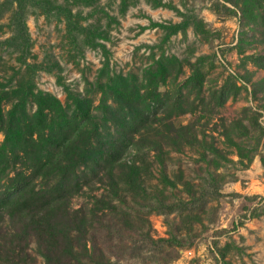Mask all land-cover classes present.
<instances>
[{"label": "rangeland", "instance_id": "1", "mask_svg": "<svg viewBox=\"0 0 264 264\" xmlns=\"http://www.w3.org/2000/svg\"><path fill=\"white\" fill-rule=\"evenodd\" d=\"M246 1L0 0L5 119L32 91L57 97L69 115L80 97L102 138L108 129L101 100L112 102L103 93L107 83H133L142 93L152 65L168 66L159 87L170 105L136 135V165L118 164L110 173L86 156L74 167L82 188L70 196L69 209L86 210L87 224L82 236L71 233L77 239L66 258L75 264H264V68L255 59L264 53V27L254 8L245 10ZM220 4L237 12L224 15ZM182 22L185 30L168 34ZM193 73L198 85L190 84ZM36 108L29 95L18 115L30 119ZM4 140L1 129L0 151L14 157L18 149ZM83 145L80 137L77 146ZM10 161L14 168L0 174V189L27 167ZM182 201L187 208L163 209ZM18 227L8 215L0 222V264H10L14 245L7 239ZM58 227L63 235L69 224ZM26 242L30 264H55L37 237L28 234Z\"/></svg>", "mask_w": 264, "mask_h": 264}, {"label": "trees", "instance_id": "2", "mask_svg": "<svg viewBox=\"0 0 264 264\" xmlns=\"http://www.w3.org/2000/svg\"><path fill=\"white\" fill-rule=\"evenodd\" d=\"M246 2L245 10L254 8L259 15L256 19L264 27L263 0ZM220 5L227 10L224 15L237 12L233 7ZM214 10L218 13L221 8L216 5ZM18 13L21 30L25 33V41H28L23 12L18 10ZM186 25L187 22L172 24L168 34L185 30ZM255 59L264 68V53L256 55ZM167 67L162 61L152 65L150 80L142 93L133 83H107L108 89H104L103 93L106 95L109 92L112 102H105L106 98L101 100L103 110L107 113L103 124L108 129L102 138H98L100 125L94 120L90 108H82L80 97H75L76 110L73 115L67 113L57 97L41 91L24 94L13 105L6 119L0 110V130L4 131V142H11L19 151L12 158L4 149L0 151V174L14 168L10 160L15 163L21 159L27 164L24 169L16 171L7 185L0 189V222L8 215L16 219L19 225L10 240L7 239L14 245L9 251L10 256H7L10 264H30L26 242L28 234L44 243L48 260L55 264H75L66 258L68 249L73 250V241L77 239L71 237V233L76 232V236L84 234L87 214L82 207L69 209L70 196L82 188L74 167L86 156L91 157L97 167L110 173L118 164L130 162V168L136 165V159L140 156V140L136 135L157 122L159 113L170 105L169 94L162 92L159 87L166 79ZM189 78L192 85L200 83L197 74L193 73ZM29 95L37 108L30 119H22L18 112L25 107ZM80 137L84 140L82 147L77 146ZM132 149L136 150L135 153ZM28 169L31 170L27 172ZM52 176L56 177L54 182L38 181L40 177ZM187 207L188 203L183 201L163 204L165 211ZM62 221L69 224V229L63 235L58 227Z\"/></svg>", "mask_w": 264, "mask_h": 264}, {"label": "built area", "instance_id": "3", "mask_svg": "<svg viewBox=\"0 0 264 264\" xmlns=\"http://www.w3.org/2000/svg\"><path fill=\"white\" fill-rule=\"evenodd\" d=\"M192 251H193V250H192V249H190V250H188V252H187V253H192Z\"/></svg>", "mask_w": 264, "mask_h": 264}]
</instances>
